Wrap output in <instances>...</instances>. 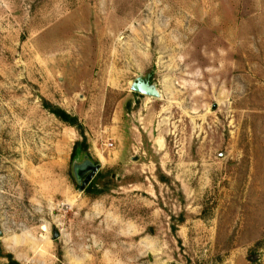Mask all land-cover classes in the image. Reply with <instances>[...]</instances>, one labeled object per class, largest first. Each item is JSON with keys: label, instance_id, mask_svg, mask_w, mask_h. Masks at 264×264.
<instances>
[{"label": "rangeland", "instance_id": "1", "mask_svg": "<svg viewBox=\"0 0 264 264\" xmlns=\"http://www.w3.org/2000/svg\"><path fill=\"white\" fill-rule=\"evenodd\" d=\"M0 227V264H264V0H0Z\"/></svg>", "mask_w": 264, "mask_h": 264}, {"label": "water", "instance_id": "2", "mask_svg": "<svg viewBox=\"0 0 264 264\" xmlns=\"http://www.w3.org/2000/svg\"><path fill=\"white\" fill-rule=\"evenodd\" d=\"M151 74L147 76H137L131 84V90L146 96L160 98L162 93L151 79ZM100 169V164H93L91 161H85L82 164H77L74 167L75 175L78 183L80 184L79 190L83 191L87 185L91 182L95 174ZM4 235V231L0 227V238ZM59 234L55 233L54 237H58Z\"/></svg>", "mask_w": 264, "mask_h": 264}, {"label": "trees", "instance_id": "3", "mask_svg": "<svg viewBox=\"0 0 264 264\" xmlns=\"http://www.w3.org/2000/svg\"><path fill=\"white\" fill-rule=\"evenodd\" d=\"M53 114H55L58 118H60L61 120H63L64 122L74 126V127H79V119L76 116L71 115L70 113H68L67 111H65L64 109L58 107V106H53V105H47L46 106ZM75 153L73 152L72 154V158L75 157ZM12 259V264H18L17 261L13 260V255L9 254V256Z\"/></svg>", "mask_w": 264, "mask_h": 264}]
</instances>
